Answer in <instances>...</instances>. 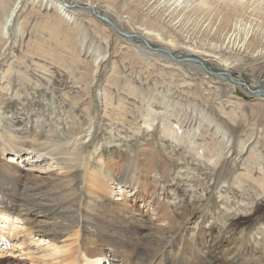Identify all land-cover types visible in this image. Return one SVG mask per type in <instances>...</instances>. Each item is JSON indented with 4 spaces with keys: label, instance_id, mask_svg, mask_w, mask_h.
Returning a JSON list of instances; mask_svg holds the SVG:
<instances>
[{
    "label": "bare ground",
    "instance_id": "obj_1",
    "mask_svg": "<svg viewBox=\"0 0 264 264\" xmlns=\"http://www.w3.org/2000/svg\"><path fill=\"white\" fill-rule=\"evenodd\" d=\"M27 1H11L9 12L7 11L8 13L0 24V57L4 55H2V51L10 39L11 32H14L12 34L16 33L14 29L16 18H18ZM47 1L56 5L57 12L63 21H74L78 16L77 11L88 12L95 20L115 32L123 40L138 39L141 42V48L146 53L156 52L165 59L175 61L178 64L189 63L191 60L192 65L205 76L213 71L216 76L212 74L210 78L222 81L231 90L241 88L250 95L257 94L264 97V92H255L257 89L264 91V0H155L157 3L169 5L167 9H170L171 14H175L177 18H183L188 12L194 10H197L200 16L198 24L200 25V35H195L197 36L195 38H191L192 34H188L189 30H185L186 34L182 33L180 25L184 23L181 24L180 19L176 20L175 17L173 20L172 18L167 21L166 19L163 20L167 23L170 21L169 24L176 30L174 31L172 28L173 32L180 35L181 41L172 45L165 42L162 37L163 33L159 30L148 29L147 27L133 30L124 29L119 20L108 15L107 12L113 9L108 3L106 4L109 9L106 12L102 10L101 4L96 0H45V2ZM137 1L143 2V0ZM144 1L146 3L143 2V4L145 7L147 5L149 10L150 0ZM192 3L195 4L193 7L196 8H190ZM152 6H154L153 3ZM150 11L148 12L150 13ZM153 13L155 12L152 11ZM100 16L112 20L117 28L109 21L102 20ZM160 17L162 19V16ZM79 19L77 20L79 21ZM54 26L59 27L57 24ZM178 27L180 28L178 29ZM124 33L130 36H126ZM68 40H71L72 44L75 43L73 42L75 38ZM174 46L181 47V54L177 55L174 52L176 50ZM67 47L72 46L68 45ZM157 48L161 50H157ZM40 50L42 49L40 48ZM58 50H42L40 54L42 56L50 54L53 61H56L61 69L69 71V68L73 66H68L63 52L61 54ZM107 57L108 52L105 51L99 53L95 60L93 59V66L90 67L91 74L98 75L99 69ZM247 61L258 64V68L253 67L248 70L255 79L253 80L254 83L248 86L240 82L242 81L241 78L235 77V81L231 79V77L234 78L233 72L236 69L239 68L242 71L248 69L241 66V63ZM41 66L43 70L52 73L49 66ZM12 70L15 71V68L13 69L11 66L7 70V73L10 74L5 75L4 79L11 76ZM70 72L74 73V71ZM22 79L23 82L27 80L33 85L41 83L39 80L33 82L27 74ZM57 84L65 85L66 80ZM72 99L78 106L83 102V96L72 97ZM90 102L87 105L84 104L87 111L92 108H89ZM234 103V108L229 104L234 112L235 109L244 105L239 100ZM32 110L30 107H25L23 111L10 112L9 121L4 123L5 121L2 122L4 111L0 107V213L18 212V215L22 214L21 216L25 217L24 221L30 229H36L37 234L40 233L48 238L53 235L55 237L57 234L54 227L58 226L63 230L70 229V227L71 229L76 226L80 227L82 238L79 240V245L77 248L73 247L75 248L73 251H71L72 248L69 249L71 252L61 259L62 262L77 264L78 252L81 250L82 254L85 252V255L90 258V261L87 260L90 264H105L106 260L112 264L115 262H119V264H202L205 256H210L212 261L219 262V264H261L259 257L254 258L257 254L255 249L252 250L242 237L244 235H241L240 222L236 217L227 220L230 221L229 225L225 220L230 236L216 235L212 231L203 230L202 226L198 228L199 223L193 221V215L187 219L186 224H180V216L174 214L176 206L174 210L171 209L176 197H173L170 189L168 190L171 177L173 180L180 176V171L175 172L174 176L170 173L172 169L170 160L173 161V154L162 159V155L155 146L148 147V150L142 153L143 151L140 150H143V147V149H139L125 158L102 157L99 161V167L92 168V153L89 152L90 142L94 137L92 128L90 130L86 124L81 123L76 115L67 114L66 117L57 118L53 113L35 115ZM89 111L88 115L90 114ZM201 111H203L202 108ZM259 111L261 112V110ZM218 112L220 115L217 117L224 116L225 118L227 116L229 122L222 118L218 119L216 117ZM234 112H226L221 104L215 109L213 108L211 114H207L212 123L200 129L199 133L195 134L194 139H190L191 148L196 156L208 159L214 165L221 162L223 167H228L229 162L227 160L229 157L236 158L248 147L249 141V143L254 142L251 141V136L241 140L239 144L236 142V135L240 131L242 123L238 122ZM260 115L264 119V112ZM63 120L68 125H65ZM90 123L92 124V122ZM166 124L164 123V129L169 132L166 134L167 136L170 135L176 141L187 139L184 136L185 132L181 129L182 124L179 127L171 124H169L171 126H167ZM211 127H213L214 132L210 131ZM247 134L249 135V133ZM215 139L221 141L217 142L219 147L216 152H213V145L216 143L212 145L211 141H216ZM200 140L207 143L208 146L204 144V147H201ZM259 142L261 140L255 141V145H252V151L255 155L257 154L255 150H259ZM199 146L202 148L201 152L198 149ZM235 164L234 161L231 163V165ZM80 175L84 178L83 185L82 180L78 179ZM245 176L249 180L261 184L264 188V173L262 177L255 179L248 173ZM245 176L243 175V177ZM55 200L58 202L55 203ZM18 201H26V208H22ZM140 203L141 205L138 206ZM206 204V201L200 204L201 210L198 212L197 219H206ZM142 207L157 211L156 216L152 217L147 212L148 210H144L146 211L144 214L141 210ZM194 213L196 212L194 211ZM124 219L127 221L125 220V224H122L121 221ZM261 219L262 216L257 215L256 223L253 225L256 226ZM118 220L120 221L119 224ZM130 221L139 224V232L136 231L137 227H133L134 225L126 226ZM164 221L166 223H163ZM192 223L195 226L190 227ZM74 233L76 234V232ZM60 235H64L63 232H60ZM125 235L129 236L125 238ZM3 260L4 262L7 261L6 259ZM12 262L7 261L8 264H13Z\"/></svg>",
    "mask_w": 264,
    "mask_h": 264
},
{
    "label": "rangeland",
    "instance_id": "obj_2",
    "mask_svg": "<svg viewBox=\"0 0 264 264\" xmlns=\"http://www.w3.org/2000/svg\"><path fill=\"white\" fill-rule=\"evenodd\" d=\"M5 1L0 0V24L9 12L12 0ZM96 2L101 4L103 11L109 9L106 3L111 5L113 9L106 12L112 18L119 20L120 25L126 30L147 27L161 31L165 42L170 45L181 41L180 35H177L179 33L173 32V29L176 30L169 24L170 21L166 22L176 17L175 14H171L170 9H167L169 5L167 6L166 3L159 2V4L155 0H150L148 10L147 5L145 7L143 4L144 0L143 2L137 0H96ZM194 3L196 4L195 1ZM194 3L190 5L192 6L190 8H196L193 7ZM151 7L154 9L152 10ZM145 8L147 9L145 10ZM114 10L118 13H115ZM152 11L155 13L152 14ZM194 12L197 15H194ZM76 14L78 16L74 21H63L57 12L56 5L50 4L49 1L45 2V0H28L21 9L15 21L16 33L12 34L14 32H11L10 39L2 51V55H4L0 57V107L4 111L2 122L9 121L10 112H20L25 107L33 109L32 112L35 115L53 113L57 118L66 117L67 114L76 115L81 123L86 124L90 130L92 128L94 132L89 147V152L92 153V168L99 167L102 157L125 158L143 147L144 149L140 150L143 151L142 153L148 150V147L155 146L162 155V159L173 154V161L170 160L172 163L170 173L174 176L175 172L180 171V176H177L176 180H172L173 177H171L168 190L170 189L173 197H176L171 209L174 210L176 206L174 214L180 216V224L183 225L193 215V221L199 223L198 228L202 226L203 230L212 231L216 235L230 236L225 220H232L233 217H236L240 222L241 235H248L246 238L242 237L248 246L252 250L255 249L257 253L254 258L259 257L261 264H264V188L261 184L251 181L245 176L248 173L255 179L262 177L264 173V119L260 115L264 112V97L254 93V95H250L241 88L231 90L222 81L210 78L213 71L205 76L192 65L191 60L189 63L178 64L165 59L156 52L146 53L141 48V42L138 39L125 41L95 20L88 12L77 11ZM187 15L189 17H186ZM187 15L183 18L176 17V20L180 19V23H184L183 25L179 24L183 34L189 30L188 34H192L191 38H195L200 35V25H198L200 16L197 10L188 12ZM165 19L166 21L163 22ZM53 24H57L59 27ZM70 38H75V41L73 40L75 43L72 44L71 40H68ZM68 45L72 47H67ZM40 48L46 51L60 49L58 51L61 54L63 52L68 66L72 65L73 67L71 66L69 71L61 69L50 54L42 56ZM174 48L177 55L181 54V47L174 46ZM105 51L108 52V57L101 65L98 75L91 74L92 61L99 53ZM245 63H241V66H244L245 69L248 68L247 71L236 69L233 72L234 78H241L242 81L251 85L255 79L248 70L253 67L258 68V64L250 61ZM40 64L49 66L52 73L43 70ZM76 65H79L78 68ZM11 66L13 69L15 68V71L12 70L11 76L4 79L5 75L10 74L7 73V70ZM85 67L89 69H85ZM70 71H74V73ZM25 74L33 82L39 80L41 83L33 85L27 80L23 82L22 77ZM63 80H66L65 85L57 84ZM78 96H83V102L79 106L72 99V97ZM229 100L232 103H229ZM238 100L244 105L235 109L234 112V102ZM89 102V108H92L89 109L90 111L88 110L90 113L88 115L85 105ZM221 104L226 112H234L238 122L242 123L241 129L236 135L238 144L249 136H251L252 142L261 140L258 144L259 150H255L256 155L252 151V145L255 144L254 142L249 143V141L248 147L243 153L236 158L229 157L228 167H223L221 162L214 165L208 159L196 156L190 141L195 138V134L199 133L200 129L212 123L207 114H211L212 109ZM164 111L166 112L164 113ZM219 113H216V117L220 115ZM217 118L229 122L227 116ZM63 122L65 123L64 120ZM164 123H167V126L175 127L182 124L181 129L185 132L184 136L187 139L176 141L170 135L167 136L166 134L169 132L164 129ZM65 125L68 123L66 122ZM213 127H211V132H214ZM200 138L202 137L200 136ZM215 140L211 141L212 145L216 143V146L213 145L216 147H213V152L217 151L219 147L217 142L221 141L220 139ZM200 141L201 147H204V144L207 145L202 140ZM200 146L198 149L201 152ZM233 161L236 163L235 165H231ZM21 163L23 164L22 161ZM262 166L263 168H260ZM78 179L82 180L83 185V176L80 175ZM205 201L207 202L206 219H197L198 212L201 210L200 204ZM56 202L58 201L55 200ZM18 203L22 208L27 206L26 201H18ZM143 207L141 210L144 214H146L144 210H148L147 212L152 217L156 216L157 211ZM194 211L196 213L193 214ZM7 213H0V261H2L0 264H8V260L13 261V264H68L62 262L61 259L79 245V240L82 238L80 227L76 226L73 229L70 227L72 231L69 228L63 230L61 227H54L57 234L55 237L53 235L48 238L40 233L37 234L36 229H30L24 221L25 217L21 216L22 214ZM148 213L147 215L150 216ZM257 215L262 216V219L255 226L253 224L256 223ZM125 220H122L121 223L125 224L127 221ZM140 220L142 219L140 218ZM119 222L118 220V224ZM229 222L227 221V225L230 224ZM138 225L130 221L126 226L137 227L136 231L139 232ZM193 225L195 226L194 223L190 224V227ZM60 232H63L64 235H60ZM128 236L125 235V238ZM80 251L77 264H90V258L85 255V252L82 254ZM3 259L7 261L4 262ZM203 261L202 264H219V262L212 261L210 256H205ZM116 263L119 264V262Z\"/></svg>",
    "mask_w": 264,
    "mask_h": 264
},
{
    "label": "water",
    "instance_id": "obj_3",
    "mask_svg": "<svg viewBox=\"0 0 264 264\" xmlns=\"http://www.w3.org/2000/svg\"><path fill=\"white\" fill-rule=\"evenodd\" d=\"M101 17V16H100ZM101 19L102 20H104V21H109L114 27H116V25H115V23L112 21V20H108V19H106L105 17H101ZM117 28V27H116ZM120 33H123L122 31H120ZM126 36H130V35H128V34H126V33H124ZM157 50H161L160 48H157ZM195 60H198V59H195ZM231 79L233 80V81H235V78H233V77H231ZM242 84H244V85H246V86H248L249 84H247L246 82H243V81H240ZM255 91V90H254ZM255 92H264V91H262V89H257Z\"/></svg>",
    "mask_w": 264,
    "mask_h": 264
}]
</instances>
